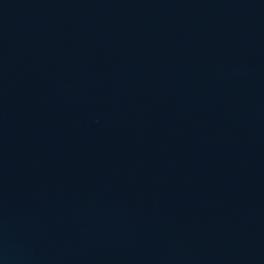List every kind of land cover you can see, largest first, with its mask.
<instances>
[{"label":"water","instance_id":"obj_1","mask_svg":"<svg viewBox=\"0 0 264 264\" xmlns=\"http://www.w3.org/2000/svg\"><path fill=\"white\" fill-rule=\"evenodd\" d=\"M0 264H264V0H0Z\"/></svg>","mask_w":264,"mask_h":264}]
</instances>
